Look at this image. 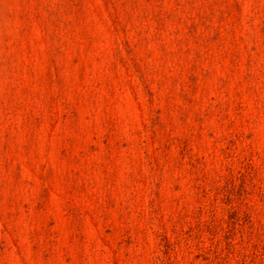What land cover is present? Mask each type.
Instances as JSON below:
<instances>
[{
    "label": "rangeland",
    "instance_id": "1",
    "mask_svg": "<svg viewBox=\"0 0 264 264\" xmlns=\"http://www.w3.org/2000/svg\"><path fill=\"white\" fill-rule=\"evenodd\" d=\"M0 264H264V0H0Z\"/></svg>",
    "mask_w": 264,
    "mask_h": 264
}]
</instances>
